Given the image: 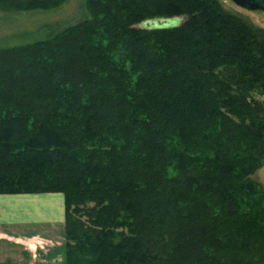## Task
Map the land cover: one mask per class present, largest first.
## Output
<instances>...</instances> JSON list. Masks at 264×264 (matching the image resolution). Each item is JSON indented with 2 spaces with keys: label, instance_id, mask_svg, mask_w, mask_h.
<instances>
[{
  "label": "trees",
  "instance_id": "trees-1",
  "mask_svg": "<svg viewBox=\"0 0 264 264\" xmlns=\"http://www.w3.org/2000/svg\"><path fill=\"white\" fill-rule=\"evenodd\" d=\"M87 2L0 48V195L64 196L65 264H264V30L219 0Z\"/></svg>",
  "mask_w": 264,
  "mask_h": 264
},
{
  "label": "rangeland",
  "instance_id": "rangeland-1",
  "mask_svg": "<svg viewBox=\"0 0 264 264\" xmlns=\"http://www.w3.org/2000/svg\"><path fill=\"white\" fill-rule=\"evenodd\" d=\"M219 2L225 10L264 30V12L245 10L230 0ZM87 4V0H66L59 8L44 11L0 9V48L44 41L66 27L91 20ZM175 21L180 25L182 19ZM252 179L264 189V165ZM61 197L0 195V264H65V218L59 214L64 196Z\"/></svg>",
  "mask_w": 264,
  "mask_h": 264
},
{
  "label": "water",
  "instance_id": "water-1",
  "mask_svg": "<svg viewBox=\"0 0 264 264\" xmlns=\"http://www.w3.org/2000/svg\"><path fill=\"white\" fill-rule=\"evenodd\" d=\"M236 6L249 11H264V0H231ZM145 29H167L176 27L177 23L172 19H158L143 24Z\"/></svg>",
  "mask_w": 264,
  "mask_h": 264
},
{
  "label": "crops",
  "instance_id": "crops-1",
  "mask_svg": "<svg viewBox=\"0 0 264 264\" xmlns=\"http://www.w3.org/2000/svg\"><path fill=\"white\" fill-rule=\"evenodd\" d=\"M53 195H60V198L62 199V197L61 196H63V195H61V194H47V196H53ZM57 200L59 199V198H56ZM59 201H60V203L62 204V206H63V203L61 202V200L59 199ZM61 207V206H60ZM62 208V207H61ZM59 214H60V216L62 215V218H63V220H64V206H63V208H62V211L60 210L59 211Z\"/></svg>",
  "mask_w": 264,
  "mask_h": 264
},
{
  "label": "flooded vegetation",
  "instance_id": "flooded-vegetation-1",
  "mask_svg": "<svg viewBox=\"0 0 264 264\" xmlns=\"http://www.w3.org/2000/svg\"><path fill=\"white\" fill-rule=\"evenodd\" d=\"M231 1V0H230ZM246 10V9H245ZM249 11V10H248ZM258 11H260V10H258ZM261 12H264L263 10L261 11Z\"/></svg>",
  "mask_w": 264,
  "mask_h": 264
}]
</instances>
